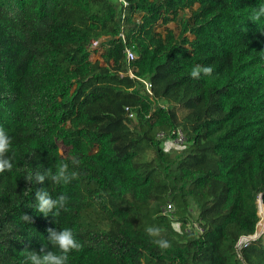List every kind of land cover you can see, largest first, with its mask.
<instances>
[{"label":"trees","instance_id":"1","mask_svg":"<svg viewBox=\"0 0 264 264\" xmlns=\"http://www.w3.org/2000/svg\"><path fill=\"white\" fill-rule=\"evenodd\" d=\"M260 3L0 0V126L14 164L0 173V264H23L25 248L39 252L49 228L65 227L83 245L69 264H264V234L243 261L235 249L264 206V18L249 19ZM197 64L213 76L193 79ZM178 114L195 124L173 154L163 144ZM71 156L78 180L23 194L27 170ZM37 189L67 194L68 211L37 212ZM192 206L202 233L186 228ZM150 226L172 246L159 248Z\"/></svg>","mask_w":264,"mask_h":264},{"label":"clouds","instance_id":"2","mask_svg":"<svg viewBox=\"0 0 264 264\" xmlns=\"http://www.w3.org/2000/svg\"><path fill=\"white\" fill-rule=\"evenodd\" d=\"M264 18V3H260L252 10L249 17L254 22H260ZM214 67L211 65H195L190 73L193 79H200L203 77H212ZM13 138L8 134L7 130L0 126V173L5 171H12L13 157L9 156L12 149ZM70 163H59L55 171L51 167L39 166V170H27L24 179L28 182L23 194L31 196L32 187L34 183H43L49 180L52 185H68L80 178V172L77 170L80 167L81 161L76 156L69 157ZM37 212L48 216L51 214L55 220L61 214V211H68L67 205L69 196L61 193L58 196H53L48 189H37L35 191ZM261 201V200H260ZM26 223H32V217L23 214L21 217ZM47 236V243H44L39 252L33 250L29 251L25 248L21 254L24 256L23 264H69L70 253L79 252L83 245L77 239V236L71 228L53 229L49 228ZM149 236L155 238L154 243L161 249L170 248L171 242L162 236V229L156 226L146 228ZM51 245V249H49Z\"/></svg>","mask_w":264,"mask_h":264},{"label":"rangeland","instance_id":"3","mask_svg":"<svg viewBox=\"0 0 264 264\" xmlns=\"http://www.w3.org/2000/svg\"><path fill=\"white\" fill-rule=\"evenodd\" d=\"M113 1L116 4H118L120 2V0H113ZM169 27H172V28L176 29V25L174 23L170 24ZM176 32L178 33L179 30H176ZM97 46H99V43H94L93 48H95ZM159 102H161V103H167L168 101H167L166 98H164L162 100H159ZM191 116H190V119L187 121V120H185L183 118V114H178L177 117H178V119L180 121V126L178 127V129H180V130L183 131V133H184L187 141H186V143L184 145H176V144L173 143V138H170V139H168V141H166L163 144V147H164V149L166 151H170L173 154H177L180 151H183V150H185L188 147L189 141H188V137H187V132L184 131L183 129H184V125L186 124V127L187 128H190V130L192 131V125L195 124V119H194V116H192V117ZM126 117L129 118L127 115H126ZM133 119H135V117ZM60 152H61V154L63 156H67L68 155V148H66L63 145H61L60 146ZM261 207H262L261 206V201L259 199L258 200V208H257V210H258V216L261 219H260V221L258 223V226H257V234L258 235H259V233L260 234L262 233L261 235L264 234V211H263L264 206H263V208H261ZM191 214H192V216H191V222L186 226V228L189 229V230H194V228H196V226L198 224L197 222L199 221L198 220V213L196 212V208L194 206H192V208H191ZM175 218H178V216L176 215ZM261 235H260V237H261Z\"/></svg>","mask_w":264,"mask_h":264},{"label":"built area","instance_id":"4","mask_svg":"<svg viewBox=\"0 0 264 264\" xmlns=\"http://www.w3.org/2000/svg\"><path fill=\"white\" fill-rule=\"evenodd\" d=\"M121 2H123V0H120ZM94 46V44H93ZM126 57H127V63H128V70H129V74L130 76L134 77V74H133V71L132 69H130L129 67V64L135 60L136 58V54L135 52L132 50V49H129L127 48L126 49ZM142 82L144 83L145 85V90L147 92V94L150 96V98L152 99L153 98V92H152V84L148 81H143ZM168 104H161V107L163 109H167L168 108ZM128 111V116L129 117H133V113H131L129 111V109H127ZM159 138L160 139H165L166 138V135L165 133H160L159 134ZM187 139L183 133L182 130L180 129H177L175 132H174V138H173V143L176 144V145H184L186 143ZM262 203V202H261ZM174 212V209L172 208V206H168L166 208L163 209V213H167L169 215H172V213ZM261 219V218H260ZM194 230L197 232V233H202V228L200 227L199 224H197L196 228H194ZM262 234V233H261ZM259 233V235L257 234V232L254 234V235H248V236H242L239 241L237 242L236 246H235V249L238 253V256L239 258L243 261V258H242V248L243 246L247 245L248 243H250L251 241L253 240H256L260 237L261 235ZM245 264V262H244Z\"/></svg>","mask_w":264,"mask_h":264},{"label":"bare ground","instance_id":"5","mask_svg":"<svg viewBox=\"0 0 264 264\" xmlns=\"http://www.w3.org/2000/svg\"><path fill=\"white\" fill-rule=\"evenodd\" d=\"M261 206H262L261 208H263V205H262V203H261ZM263 211H264V209H263Z\"/></svg>","mask_w":264,"mask_h":264},{"label":"water","instance_id":"6","mask_svg":"<svg viewBox=\"0 0 264 264\" xmlns=\"http://www.w3.org/2000/svg\"><path fill=\"white\" fill-rule=\"evenodd\" d=\"M261 202H262V200H261Z\"/></svg>","mask_w":264,"mask_h":264}]
</instances>
